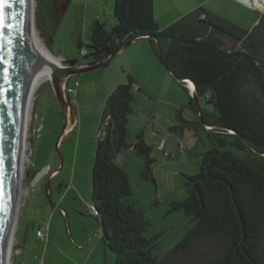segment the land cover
Returning a JSON list of instances; mask_svg holds the SVG:
<instances>
[{"label": "rangeland", "instance_id": "374dc122", "mask_svg": "<svg viewBox=\"0 0 264 264\" xmlns=\"http://www.w3.org/2000/svg\"><path fill=\"white\" fill-rule=\"evenodd\" d=\"M114 3L115 0H35L37 35L64 65H68L66 61L88 63L89 58L80 52L88 49L91 26L99 21L106 29L112 28L116 23ZM143 44L150 46L157 70L145 66ZM130 67L138 71V76L129 72ZM128 74L137 81L136 101L127 125L128 143L133 145L141 135L150 146L153 180L147 179L143 172L145 155H139L136 150L124 158L120 155L117 163L130 182L131 195L127 198L150 222L146 236L160 235L159 247L153 251L159 259L166 258L194 226L192 217L176 210L173 204L187 196L186 177L199 173L201 157L212 145L206 130L197 124L199 113L191 105L193 90L166 71L149 40L139 41L108 66L70 80L79 83L78 94L71 97L77 128L71 130L75 123L71 116V131L62 138L59 150L57 140L65 119L62 108L51 81L37 90L10 264H79L82 253L87 254L94 246L101 264H116L114 253L104 247L101 221L90 211L92 165L101 138L107 96L127 80ZM199 104L201 109L211 111L204 98L199 99ZM185 121L196 124L190 128ZM48 167L49 174L39 177ZM55 171L58 172L51 176ZM45 225H49L48 235L40 240L35 234ZM81 234L85 238L82 248L76 241ZM260 255L264 262V237ZM218 256L216 241L194 240L185 251L173 252L165 264H212Z\"/></svg>", "mask_w": 264, "mask_h": 264}, {"label": "trees", "instance_id": "16d2710c", "mask_svg": "<svg viewBox=\"0 0 264 264\" xmlns=\"http://www.w3.org/2000/svg\"><path fill=\"white\" fill-rule=\"evenodd\" d=\"M113 10L116 23L112 28L106 29L99 21L92 24L83 57L100 62L134 38L159 37L163 63L178 78L192 80L197 96L211 109L202 108L203 120L198 115L197 124L208 133L212 148L202 155L199 173L186 177L187 196L173 204L195 224L166 258L159 259L153 251L159 247L160 235L146 236L150 222L128 200V175L117 163L132 146L127 125L137 81L128 74L107 96L104 135L96 144L92 165V205L101 221L104 244L114 253L116 264H165L173 252L185 251L194 240L217 242L219 256L212 264H264L260 255L264 237V15L247 32L204 8L166 29H160L155 20L153 0H115ZM225 36L235 42L234 47L226 46ZM148 40L157 56L155 42ZM194 104L192 97L197 113ZM184 123L190 128L196 124ZM134 148L146 156L143 172L153 180L150 146L139 135Z\"/></svg>", "mask_w": 264, "mask_h": 264}, {"label": "water", "instance_id": "95a60500", "mask_svg": "<svg viewBox=\"0 0 264 264\" xmlns=\"http://www.w3.org/2000/svg\"><path fill=\"white\" fill-rule=\"evenodd\" d=\"M3 23L0 24V264L7 239L9 224L13 212L15 185V153L17 131L21 113V99L24 89L33 80L39 69V61L31 50L29 40V0H5L0 5ZM153 40L156 53L162 66L178 82L194 85L192 97L197 105V111L203 120L196 85L192 80L178 78L163 63L159 37H137L122 45L113 54L100 62L85 64H68L54 68L51 81L58 104L64 114V125L57 140V150L69 126H72L71 116L76 119V111L68 100L66 85L74 76L108 66L122 51L132 44ZM63 82V88H61ZM69 120V121H68ZM209 126L210 125H204ZM217 129H223L216 127ZM32 144V142H30ZM55 173V172H54ZM53 175V174H52Z\"/></svg>", "mask_w": 264, "mask_h": 264}, {"label": "crops", "instance_id": "0c3cea01", "mask_svg": "<svg viewBox=\"0 0 264 264\" xmlns=\"http://www.w3.org/2000/svg\"><path fill=\"white\" fill-rule=\"evenodd\" d=\"M154 1V17L160 29H166L175 22L179 21L189 13L204 8L209 13L221 17L228 22L236 25L238 28L251 32L253 28L259 24L260 20L264 15V0H153ZM226 46L234 47L235 42L229 37H222ZM144 52V64L150 66L153 70H157L158 64L155 62L153 54L151 53L150 46L143 44ZM129 72H135L138 76V71L130 67ZM78 94L77 89L75 95ZM74 96V95H73ZM71 102V99H70ZM77 118L71 130H76ZM70 129L66 132L71 131ZM160 142L158 143V145ZM135 143L130 147L129 150L121 154V156L127 157L130 152L135 150ZM119 156V157H121ZM58 171H55V173ZM41 227V226H39ZM38 227V228H39ZM34 228H36L34 226ZM40 229V228H39ZM36 235V234H35ZM48 235V234H47ZM76 238L79 246L82 248L83 241L85 238ZM36 237V236H35ZM37 238V237H36ZM89 241H87L88 243ZM85 246V245H84ZM104 247L106 245L104 244ZM106 251V250H105ZM82 261L79 264H101L97 255V248L94 246L87 254L82 253Z\"/></svg>", "mask_w": 264, "mask_h": 264}, {"label": "bare ground", "instance_id": "6f19581e", "mask_svg": "<svg viewBox=\"0 0 264 264\" xmlns=\"http://www.w3.org/2000/svg\"><path fill=\"white\" fill-rule=\"evenodd\" d=\"M30 18H29V40L31 50L35 53L40 65L33 80L24 89L21 99V113L17 131L16 153H15V185H14V206L9 224L6 243L3 250L1 264H10L13 249V241L16 232L18 216L20 211L21 196L23 195L22 182L24 179L26 151L28 148L29 126L31 121V112L34 105V98L37 90L47 81H52L55 67H63V63L52 56L49 50L40 40L35 26V0H29ZM63 82H61V88ZM187 86L194 91V85L187 82ZM71 126L68 127V129ZM67 129V131H68ZM43 174H40L41 177ZM38 177V178H39Z\"/></svg>", "mask_w": 264, "mask_h": 264}, {"label": "built area", "instance_id": "2783aa9c", "mask_svg": "<svg viewBox=\"0 0 264 264\" xmlns=\"http://www.w3.org/2000/svg\"><path fill=\"white\" fill-rule=\"evenodd\" d=\"M80 53L82 56H84L87 54V51H86V49H82ZM77 87H79V83L77 81H74V83H70V81H68V83L66 85V93H67V96L69 97V99H71V97L73 95H75ZM188 91H189V88H188ZM103 135L104 134L101 133L100 136L102 137ZM49 172H50V168L48 167V168L44 169L40 174L43 173V175H46V174H49ZM52 174H55V173H52ZM52 174H51V176H52ZM90 211L93 212L95 215L97 214L94 205H91ZM48 229H49V225H45V226L41 227L40 229H38L37 233H36L37 238L40 240H44L47 237Z\"/></svg>", "mask_w": 264, "mask_h": 264}, {"label": "snow or ice", "instance_id": "6c2138e0", "mask_svg": "<svg viewBox=\"0 0 264 264\" xmlns=\"http://www.w3.org/2000/svg\"><path fill=\"white\" fill-rule=\"evenodd\" d=\"M3 3H5V0H0V5H2ZM3 23V14L2 11H0V24Z\"/></svg>", "mask_w": 264, "mask_h": 264}]
</instances>
